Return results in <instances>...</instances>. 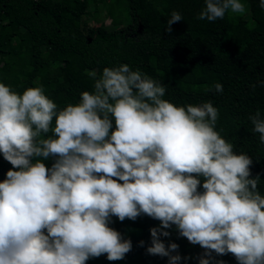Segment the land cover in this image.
<instances>
[{"label": "clouds", "instance_id": "9594fccd", "mask_svg": "<svg viewBox=\"0 0 264 264\" xmlns=\"http://www.w3.org/2000/svg\"><path fill=\"white\" fill-rule=\"evenodd\" d=\"M229 12L244 14L242 0H204L196 18ZM181 21L173 11L166 31ZM92 76L94 91L63 109L42 86L20 94L0 83V154L12 166L0 182V264L124 260L133 243L109 226L112 218L143 216L159 221L147 254L168 264L190 259L161 239L173 227L204 249L199 264H213V253L264 264L260 177L252 178V158L216 131L213 103L174 105L166 85L128 64ZM213 88L223 93L221 83ZM248 119L264 144L261 112Z\"/></svg>", "mask_w": 264, "mask_h": 264}, {"label": "trees", "instance_id": "16d2710c", "mask_svg": "<svg viewBox=\"0 0 264 264\" xmlns=\"http://www.w3.org/2000/svg\"><path fill=\"white\" fill-rule=\"evenodd\" d=\"M242 3L244 14L229 12L209 22L196 18L204 0H0V83L20 94L42 86L63 109L76 105L80 93L94 91L93 72L99 78L106 67L139 68L167 86L164 99L174 105L213 103L219 110L216 131L236 153L252 158V178L259 175L264 195V144L248 119L258 110L264 117V9L260 0ZM101 11L115 26L106 35L99 26ZM173 11L183 21L169 33ZM138 28L145 36H136ZM216 83L223 85L222 94L215 92ZM44 163L50 168L54 161ZM10 169L0 154V182ZM112 219L109 226L131 239L133 250L121 261H108L105 254L86 264H168V258L146 252L150 229L159 221ZM169 231L163 242L178 244L179 254L190 257L180 264H199L204 249L179 237L174 227ZM213 255V264H238L231 254Z\"/></svg>", "mask_w": 264, "mask_h": 264}, {"label": "rangeland", "instance_id": "374dc122", "mask_svg": "<svg viewBox=\"0 0 264 264\" xmlns=\"http://www.w3.org/2000/svg\"><path fill=\"white\" fill-rule=\"evenodd\" d=\"M101 4V2H99ZM92 25V23H90ZM99 26L101 27V35H106L109 31L115 29V26H113V23L110 19H107L105 16V12L101 11V17H100V24ZM136 36L143 37L145 36L144 33L142 32L141 28L137 29ZM85 78V77H84ZM62 98V96H61ZM100 260L98 261V263Z\"/></svg>", "mask_w": 264, "mask_h": 264}]
</instances>
